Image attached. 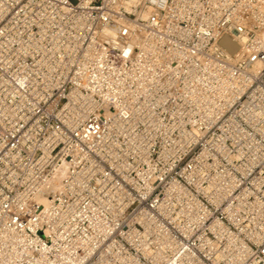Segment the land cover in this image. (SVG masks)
<instances>
[{
  "label": "built area",
  "instance_id": "obj_1",
  "mask_svg": "<svg viewBox=\"0 0 264 264\" xmlns=\"http://www.w3.org/2000/svg\"><path fill=\"white\" fill-rule=\"evenodd\" d=\"M0 264H264V0H0Z\"/></svg>",
  "mask_w": 264,
  "mask_h": 264
},
{
  "label": "bare ground",
  "instance_id": "obj_2",
  "mask_svg": "<svg viewBox=\"0 0 264 264\" xmlns=\"http://www.w3.org/2000/svg\"><path fill=\"white\" fill-rule=\"evenodd\" d=\"M223 42H224L226 48H227L229 51H231V52H236V51H237V48H238L237 44H235V43H233V42H231V41H229V40H227V39H223ZM57 181H58V179H55V181L53 182L51 188H55V187H56V185H57Z\"/></svg>",
  "mask_w": 264,
  "mask_h": 264
}]
</instances>
